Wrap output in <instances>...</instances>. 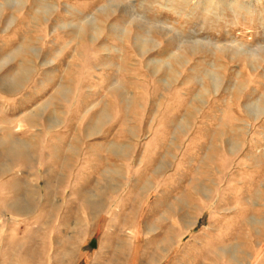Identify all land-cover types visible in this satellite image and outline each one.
I'll return each mask as SVG.
<instances>
[{"label":"rangeland","instance_id":"374dc122","mask_svg":"<svg viewBox=\"0 0 264 264\" xmlns=\"http://www.w3.org/2000/svg\"><path fill=\"white\" fill-rule=\"evenodd\" d=\"M0 264H264V0H0Z\"/></svg>","mask_w":264,"mask_h":264}]
</instances>
